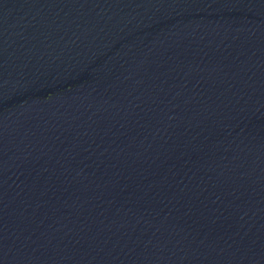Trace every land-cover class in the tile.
<instances>
[{
	"label": "water",
	"instance_id": "obj_1",
	"mask_svg": "<svg viewBox=\"0 0 264 264\" xmlns=\"http://www.w3.org/2000/svg\"><path fill=\"white\" fill-rule=\"evenodd\" d=\"M0 264H264V0H0Z\"/></svg>",
	"mask_w": 264,
	"mask_h": 264
}]
</instances>
